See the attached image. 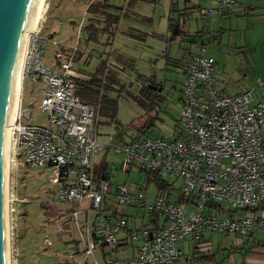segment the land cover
I'll return each instance as SVG.
<instances>
[{"label": "built area", "instance_id": "built-area-1", "mask_svg": "<svg viewBox=\"0 0 264 264\" xmlns=\"http://www.w3.org/2000/svg\"><path fill=\"white\" fill-rule=\"evenodd\" d=\"M239 1L216 0L214 8L201 13L211 15ZM26 37L20 90L23 82L42 84L37 105L46 113V121H29L30 111L21 109L19 94L10 125V161L17 164L14 157L19 150L26 167L49 171L57 201L69 205L86 201L89 208L99 210L92 233L103 246L105 264H171L182 255L180 243L189 233L193 246L192 253L184 255L185 264H198L193 254L204 242L200 240L203 229L238 236L264 229V95L255 94L264 91V77L228 95L214 86L213 58L203 52L190 55L173 131L153 138L133 135L119 145L97 144V109L74 93L70 75L77 47L55 51L52 58L57 65L53 66L44 61L48 38L35 28ZM104 149L123 155L121 169L134 165L144 173L153 172L181 197L176 201L155 192L148 200L142 186H134L132 192L126 184L115 186L116 205L133 202L161 219L157 225L141 226L128 234L134 252L126 258L114 254L116 234L126 230L127 221L100 209L109 184L94 172L92 156ZM190 205L197 211L188 214ZM91 249L88 244L85 252Z\"/></svg>", "mask_w": 264, "mask_h": 264}, {"label": "rangeland", "instance_id": "rangeland-1", "mask_svg": "<svg viewBox=\"0 0 264 264\" xmlns=\"http://www.w3.org/2000/svg\"><path fill=\"white\" fill-rule=\"evenodd\" d=\"M92 1L97 0L90 2ZM88 2L89 0H44L35 29L48 38L44 52L46 64H53L52 56L55 51H70L71 47L75 46L78 51L90 54V60L86 63L81 61L73 63L78 53L75 51L72 53V69L81 68L92 72L99 60H105L107 77L117 80V84L111 83L109 79L105 82L106 86L114 87L115 92L106 88L104 93L115 98V118L110 119L104 110L97 114V144H121L133 134H137L138 128L149 116L153 118L142 135L153 138L173 131L174 123L179 117L177 97L181 69L172 67L169 62H163L165 57L160 60L157 67H154L157 62L152 61L151 64L146 55L139 58V45H135L136 42H132L131 38L120 32L116 40L112 41L111 47L110 44H103L104 37L98 38L96 42L86 40L83 26L86 24L85 7ZM193 12H197L199 16H206L198 20L199 26L208 25V22H211L209 18L214 15H203L196 9L190 13ZM262 12L249 13L255 15L248 16H231L228 22L229 27H219V24H215L214 27L212 24L209 25L210 27H196L197 32L193 36H188L192 35L189 32L187 36H181L186 50L182 49L183 46H179V41L176 40V29L171 25L169 31L166 30V23L163 27H154V31L162 32L166 38V50L170 52V54L167 52L166 56L169 58H180V54L184 55L187 52H199V45L204 44L205 55H210L215 62L212 70L214 86L219 92L234 94L237 90L247 87L257 75L264 73V24L258 22L262 21ZM247 18L253 27H245ZM214 32H216L215 36H211ZM191 41L197 44L193 45ZM150 74L157 79H164L165 88L160 91V94L164 96L165 91L170 89L171 97H164L163 101H158L154 93L150 91L147 98L150 96L154 104L146 111L144 110L146 97L140 95L136 97L139 102L142 99L140 102L142 105H140L135 100V96L138 94L137 89L142 79ZM118 83L126 85L127 92L123 90V87L119 88ZM40 86L42 84L23 82L19 94L21 109L27 108L30 111L29 121L43 124L46 121V113L37 105ZM10 156H12L11 153H9V167L7 166L6 173L8 264H69L66 262L69 260L67 258L74 255L63 241L85 231L86 221L90 225L99 210L89 208L86 204L69 205L57 201L54 196L55 186L49 180V171L40 167H26L19 150L14 157L17 164L11 163ZM93 157L95 166L102 165L107 168L111 188L118 184H126L132 188L142 186L145 188L144 193L148 200L154 197L155 185L152 182H147L145 185L144 171L134 165L124 166L121 169L125 164L121 153L110 149L104 154L103 151L97 150ZM178 185L179 180L174 181V186L178 187ZM171 192L173 200L176 198V193ZM132 206L136 209L137 222L139 219L148 220V212L136 207L135 203H132ZM196 211L197 209L191 205L187 208L188 214ZM242 214L243 212L239 213V215ZM260 231L262 233L255 232L254 236L262 237L263 240L264 229ZM187 236H192V233ZM224 237L229 240L236 235L205 231L200 237V240L204 242L200 241L199 250L193 256L196 257L199 253L208 250L215 254L218 261L221 254L224 255L229 251V248H223L225 243L230 244L227 241L223 243ZM183 247L185 248L184 244ZM238 250L241 252L242 249ZM63 255L67 257L64 258ZM238 261V255H234L231 263L237 264ZM72 264H80V257L74 258Z\"/></svg>", "mask_w": 264, "mask_h": 264}, {"label": "crops", "instance_id": "crops-1", "mask_svg": "<svg viewBox=\"0 0 264 264\" xmlns=\"http://www.w3.org/2000/svg\"><path fill=\"white\" fill-rule=\"evenodd\" d=\"M90 1L91 0H89V2ZM128 1L130 2L132 1V2L129 3ZM105 2L108 5H112L114 7H120V10L118 13V15H120L119 21H118V29L115 33L116 35L114 34L112 40L109 43L110 47H111V44L113 43L112 41L116 40V36L119 32L122 34H125L127 35V37L133 40L132 42L137 43L135 45H139V54H138L139 58H142L144 55H146L149 58V61L151 62V64H152V61H154V63L157 62V64H155L154 67H157L158 63L163 57H165V61L162 59L163 62L172 63L174 60L178 61L181 58L183 59V57L189 58V55H194V54H198L202 52L203 54H205L206 52V47H204V44H201L199 45L200 46L199 52H187L184 55L180 54L181 55L180 58H169L168 56H166L167 52L168 54H170L169 50H166L167 49L165 45L166 38L162 35V32H159V33L155 32L154 27H163L164 24L166 23L167 25L166 30L169 31L170 25H171L174 29H176V33H177L176 40L179 41L178 42L179 46L182 47L183 46V42L181 39L182 35L187 36L189 33H191L192 35H188V36H193L197 32L196 27H210L209 26L210 24H212V27H214L215 24L216 25L219 24V27H229L228 22L231 16L239 17L242 15H247V16L255 15V14H249V13L263 11L261 13L262 21H258V22L264 24V0H240L238 3L233 5L230 9L212 13L211 15L213 14L214 15L212 16V18H209V21L211 22H208V25H204V26L203 25L199 26L198 20L200 21L202 18H205L206 16L203 17L201 15L199 16L197 12H193L192 14L190 12H192L193 9H196L201 13V9H204V7L214 8L216 5V0H106ZM248 19L249 18H247L246 20L245 27H253V25ZM161 20H162V23L160 24ZM131 33L136 34V35H133ZM189 38L191 39L192 37H189ZM191 43H193V45L197 44L193 41H191ZM103 44H106L105 38H104ZM182 49H185L184 46ZM74 58H75V61L73 63H77L80 61L82 63H86L88 62V60H90L89 59L90 54L88 53L85 54L82 51H78V53H76ZM101 62H106V61L99 60L97 65L94 68V71L92 72L83 70L81 68H76V69L78 71H81L82 73H86L87 75H89L91 73H95L96 68H98L101 65ZM171 66L176 67L172 64ZM170 71H173V70L170 69ZM181 76H182V70H180V77ZM147 77L154 78L157 81H162L164 85L163 89L165 88L164 79H157L153 74H150L149 76H146L145 78ZM256 77H264V73L261 75H257ZM255 78L249 83V85H247V87L251 86L254 83ZM109 88L111 91H113L114 87L112 86ZM245 88L243 87L237 90L235 93L240 92L241 90ZM20 93H21V90H20ZM255 94L257 95V97H259L260 95H264V91H256ZM162 97L170 98L171 97L170 89L165 91V95ZM177 100L179 104V93H178ZM96 138H97V135H96ZM100 151H103V153L105 154L108 150L104 149ZM92 165H93L94 172L96 171L95 173L97 175L101 174L100 175L101 178H104L109 184L108 189H107L108 195L102 198V200L100 201V209L106 212L107 214H110L111 216L121 217L127 221L126 230L116 234L118 243L115 249L114 257L116 258L129 257L133 254L134 249L128 243V234L131 231L141 226L157 225L160 223L161 219L155 217L152 214H149V218L147 221L143 219H139V221L137 222L136 216H135L136 209L132 206L133 202H131L130 204L126 206H118L113 202L112 195L114 193L115 187L112 186L111 188L110 186V182H109L110 175L106 170L107 168L102 165L95 166L93 156H92ZM127 189L129 192H132L133 190L131 186H127ZM153 196H155V193ZM80 203L81 205H84V204L87 205L86 201H81ZM73 211H71V213H74ZM239 213L240 212H235L233 214L239 215ZM87 220H88V217H87ZM96 224L97 223H96L95 218L90 223V225L86 221L85 231L81 232L80 234L76 236L66 238V240L63 241L66 243V246L71 249L72 255H74V257L67 258L69 259L66 261L67 263L72 264L74 258L79 259L80 257V264H105L103 246L96 241L92 233ZM257 230H255L248 237H237L236 236L229 240L228 239L226 240L227 236L226 238L224 237L225 240L223 239L224 240L223 243L227 241V242H230V244L225 243V246L223 248L224 249L229 248V251L224 255L221 254L222 256H219L218 261H217V258L215 257V254L213 255V260L200 259V256L202 255V253H199L195 257V260L197 261L198 264H232L231 263L232 258L234 257V255H238L239 261L237 264H264V246L257 244L258 242H264V239L262 240V237L258 238L254 236L255 232H259V234L262 233L260 229H257ZM205 231H210V230L203 229L201 235H203ZM88 244L92 245V249L90 253L85 252ZM183 244L185 245V248L183 247ZM192 246H193V240L191 236L184 237V239L180 243V249H181L182 255L178 257L171 264H185L184 255H187L190 253ZM217 248L219 249L220 247H217ZM237 249H242V250L241 252H239V250L237 251ZM234 252H236L237 254ZM63 257L66 258L67 256L63 255ZM230 257H231V260L229 261Z\"/></svg>", "mask_w": 264, "mask_h": 264}, {"label": "trees", "instance_id": "trees-1", "mask_svg": "<svg viewBox=\"0 0 264 264\" xmlns=\"http://www.w3.org/2000/svg\"><path fill=\"white\" fill-rule=\"evenodd\" d=\"M105 1L106 0L92 1V2H89L85 7V13L87 15V18H86V24L83 26V29L85 32L86 40L96 42L98 38L103 36L105 38V43L109 44L118 29V21H119V16H120L118 15V13H119L120 7H114L112 5H108ZM128 2L131 3L132 1L131 2L128 1ZM133 35H136V34H133ZM187 63H188V57L186 58L183 57V59L181 58L178 61L174 60L171 63L172 65L182 70V76L179 82V89H178L179 107L181 105V90H182V82H183V77H184V70H185V66ZM52 65L56 66L57 64L53 63ZM106 65H107L106 62H101V65L98 68H96L95 73H91L89 75H87L86 73H82L81 71H78L77 69L71 68L70 75L74 81V93L78 96V98L87 104L96 106L97 114H100L104 110L105 114H108L107 116H109L110 119H114L115 118L114 116L115 98L110 97L107 94H105L104 90L106 88H109L108 86L105 85V82L107 79H109L111 83H116L117 80L107 77L105 73ZM119 85H120L119 86L120 88L122 87L124 88V84H119ZM146 89L145 88L140 89V91L138 92L137 96H135V98L138 97V95L142 97H146L145 98L146 103H144V110L147 111L150 108H152L154 102L151 100L150 96L147 98V96L150 94V91H147ZM154 97H156L158 101H163L164 99L160 95V93H154ZM135 100H137V98ZM140 102H142V99H140ZM140 102L137 100V103L142 105ZM152 118H153L152 116H149V118H145L144 124L138 128L137 134L135 135L144 134L145 128L147 127V124L150 122ZM144 181H145V185L147 182L148 183L152 182L155 185L156 193L162 194L163 196L168 197V198L171 197L172 195L171 191L173 192L176 191L175 188L172 187V185L167 184L162 178H159L153 172L145 173ZM180 198L181 197L179 196V194H177L175 200L179 201ZM236 236L237 237H248V236H238V235ZM257 244L264 246V242H258ZM213 255L214 253H210L208 250H206L202 252L200 259L213 260Z\"/></svg>", "mask_w": 264, "mask_h": 264}, {"label": "water", "instance_id": "water-1", "mask_svg": "<svg viewBox=\"0 0 264 264\" xmlns=\"http://www.w3.org/2000/svg\"><path fill=\"white\" fill-rule=\"evenodd\" d=\"M33 0H0V264L2 256V143L24 31L31 21ZM204 15V14H203ZM155 89V85L147 83ZM157 88L156 91H159Z\"/></svg>", "mask_w": 264, "mask_h": 264}, {"label": "bare ground", "instance_id": "bare-ground-1", "mask_svg": "<svg viewBox=\"0 0 264 264\" xmlns=\"http://www.w3.org/2000/svg\"><path fill=\"white\" fill-rule=\"evenodd\" d=\"M44 0H33L34 8L32 9L31 21L29 22L28 28L24 31L20 55L11 95V109L9 117L7 118L3 143H2V256L4 264H8V235H7V221H6V205H7V166L9 164V139H10V125L13 122V119L16 114L18 102H19V92H20V72L22 65V55L25 49L27 42V34L29 31L33 30L36 27V22L42 7ZM32 2V3H33ZM9 167V166H8Z\"/></svg>", "mask_w": 264, "mask_h": 264}, {"label": "flooded vegetation", "instance_id": "flooded-vegetation-1", "mask_svg": "<svg viewBox=\"0 0 264 264\" xmlns=\"http://www.w3.org/2000/svg\"><path fill=\"white\" fill-rule=\"evenodd\" d=\"M150 83L151 85H155V89H153V88H151V87H147L146 85H147V83ZM141 85H140V87H139V89H137V91L139 92L140 91V89H143V88H147L146 90L147 91H151V92H153V93H160V91L161 90H163V83H162V81H157V80H155L154 78H150V77H147V79L145 78V79H142V82L140 83ZM119 85V84H118ZM120 86V85H119ZM120 88V87H119ZM157 88H160L159 89V91H156V89ZM128 88H126V86H124V88H123V90L124 91H126ZM114 91V90H113ZM115 92V91H114Z\"/></svg>", "mask_w": 264, "mask_h": 264}]
</instances>
